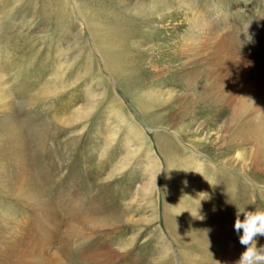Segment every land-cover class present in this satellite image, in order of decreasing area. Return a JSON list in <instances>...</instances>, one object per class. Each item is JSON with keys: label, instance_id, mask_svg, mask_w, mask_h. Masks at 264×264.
<instances>
[{"label": "rangeland", "instance_id": "374dc122", "mask_svg": "<svg viewBox=\"0 0 264 264\" xmlns=\"http://www.w3.org/2000/svg\"><path fill=\"white\" fill-rule=\"evenodd\" d=\"M203 27L219 28L244 53L237 57L240 83L235 97L214 85L212 64L202 55L188 60L186 50L179 49L187 42L198 47ZM211 54L221 55L215 49L205 52ZM5 86L10 94L6 97L0 90V264H28V257L32 261L37 254L4 249L6 241L13 243L10 236L15 238L18 222L31 221L37 232L39 223L49 230V221L42 220L37 208L18 200L20 189L47 193L62 223L72 219V225L88 232L68 233L73 240L80 236L77 242L82 243L67 250L60 241L69 232L63 226L55 233L54 250L42 254L43 264H86L83 255L102 240L122 253L105 264H163L157 226L171 239L164 229L162 190L157 193L159 221L146 226V205L138 200L145 164L134 157L133 144L127 145L129 121L147 129L162 163L155 137L161 126L179 135L182 156L197 145L214 164L211 168L228 166L232 175L250 172L256 207L264 209V108L251 110L249 105L248 111L245 103L253 96L264 98V0H0V89ZM115 93L127 115L124 122L116 116L119 108L109 102ZM241 156L249 159L243 163ZM163 164L156 176L159 186L167 182ZM211 168L207 177L216 172ZM221 171L215 175L216 185L226 184V190L218 194L216 185L209 189L202 176L196 180V202L187 196V205L197 203L212 217L230 206L217 204L223 202L220 194H230L234 180ZM207 200L217 205L210 209ZM239 200L245 208L242 195ZM77 203L83 216L72 218ZM224 218L234 224V216ZM100 222L107 226L101 228ZM110 226L114 230L105 233ZM128 239L133 240L130 249L122 250L118 241ZM257 242L264 245V237ZM172 251L175 264H181L175 245Z\"/></svg>", "mask_w": 264, "mask_h": 264}, {"label": "bare ground", "instance_id": "6f19581e", "mask_svg": "<svg viewBox=\"0 0 264 264\" xmlns=\"http://www.w3.org/2000/svg\"><path fill=\"white\" fill-rule=\"evenodd\" d=\"M257 23L261 26V24L263 23L261 22V17L257 20ZM253 24L252 26L256 27ZM258 27H256L255 30H257ZM217 29L215 30L214 28H204L203 27V29L199 30L200 35L196 38V40L198 41L201 40L198 43L199 44L198 47L194 48L193 46L188 45V42H187L184 44V46L179 47V49L182 48L180 49V51L186 50L184 54L187 55L188 60H190L189 58L191 56L200 58L199 56L202 55V58H205L208 62L212 64L213 68L211 69V74L215 75V80L217 81V82L215 81L216 83L214 85L217 84V86L222 90V92L227 93L230 96H234L236 94L238 84L240 83V78H237L239 74V68H238L239 66L237 63L238 61L237 57L243 58L244 53L241 52L239 48H235L231 44H229V42L227 41L228 39L225 40L222 37V35L224 34L220 35ZM209 49H215L221 55L218 56L216 54H211L210 56H205V52ZM8 89L9 87L7 86L0 89L1 93L6 97H8V95L10 94ZM168 93L171 96L175 94L174 91H170ZM249 100L245 102L247 104V107H246L247 109L249 105L252 108L251 110H254L256 108L258 109L262 106L264 108V98L261 97V99H257L255 98V96H253ZM110 101H112L114 105L113 109L117 110L119 108L118 110H120V111H117L116 116L121 117V120H120L121 122L126 121L127 115L124 113V111H122L123 103L121 101V98L118 97L115 93V94H112L109 102ZM115 104H116V107H115ZM243 106L241 104L240 108ZM249 113L250 112H248V114ZM128 126H129L128 134L130 135L131 140L129 139L130 142L128 141L127 145L131 146L133 144L132 150L135 153L134 157L135 158L137 157L139 161L145 164L144 165L145 169H144L143 174H144V180L146 179V181L143 180V182H141L140 184L141 196H139L140 199L138 198V200H140L141 204L146 205V209L142 211L143 212L142 220L146 226L155 224L159 221V212H158L159 198H158L157 193L162 190L163 205L165 206L164 207L165 212L163 214L164 229L166 230L168 237L171 239V241H168L169 239L166 240L165 233L161 231V225L157 226L158 230L161 232V237H162L161 238L162 243H159L161 244L160 251H159L160 262L163 264H169V263L175 264V261H174L175 251L174 252L172 251V247L175 245L177 247L179 261L181 264H235V261L238 259L239 254H240L239 242H238V238H235L237 237V234L233 230L234 224L229 220L226 221L227 219L225 220L224 216L229 215V216L236 217L237 208H241L242 206L239 200V198H241V195H242V198L244 197V200L246 201V204H247L245 208L249 207V210H251V207L257 206L256 204L258 203L257 202L258 200L256 199V195L254 191L251 190L248 184V182H251V185L255 183L254 179H252L251 177V173L243 171L242 174L239 173V174L232 175L230 174L231 172H227L228 170H226L228 166L227 168H224V167L223 168H211L214 166V164L211 163L212 161L210 160L208 155H205L204 153L200 151L197 145L196 147L194 146L190 148L188 152H186V153H189L187 154V156H182L183 150L182 148H180L181 146L177 142L179 139V135H175V133H172L170 128L167 129L166 127L161 126L160 128H157L155 130L156 132L155 137L159 145V150L165 160L164 162L166 164V170H167V175H166L167 182H163L161 186H159L158 177L156 176H158V174L160 175V173L162 172L164 162L162 163L159 160V158L155 156V153L152 150L150 142L148 138L146 137L147 129L141 128V125L135 124L132 121H129ZM169 133H171L173 137H171ZM249 135L250 137H252L251 134ZM174 138L175 139L177 138V140H174ZM136 142H138L137 145H136ZM199 156L203 157V159H200ZM252 156L253 155L251 154L250 157ZM248 159L244 156H241V161L243 163L246 162ZM209 163L213 165L210 166ZM254 163L255 161L253 160V164ZM248 164L249 163H247V165ZM209 168H211L212 171H216V172L209 173L211 175L210 176L208 175L207 177L206 172H208ZM218 170H222L223 172L222 171L221 172L223 174H226L229 176L232 175L230 177H233L232 179L234 180L231 181L233 183V187H229L230 189H228L230 190V194H227V195L220 194V197L223 198V202L217 203L219 205L222 204V206H225V204L230 205V206H227L223 211L220 210L222 209V207L221 208L219 207L220 209L217 210L216 213H214L212 217L211 215H208L211 213L209 212L210 210L206 209L204 212L201 211L198 208L197 203L187 205L188 203L185 200V198H188L189 196H191L193 202H196V199L198 197L196 193L197 192L196 180L200 179L202 176L203 177L206 176L207 178L205 180V183H207L208 188L211 189L213 185H216L217 178H215V175L220 173V172L219 173L217 172ZM242 170H246V169L243 167ZM155 177H156V181L154 182ZM216 187H217L216 190H218L217 193L218 192L220 193V191L223 192L226 190V184L222 185L221 183L219 185H216ZM19 192H22V195L18 197V200L22 203L23 206L30 207V209L37 208L36 210H38V214H41V216L44 217L42 220L43 221L45 220L47 222L49 221V223H46L49 230L44 229L45 224H44V228L41 227L40 223L37 224L38 226L36 227L41 228V231L39 229V232L34 231L32 227L29 225L31 224V221L30 222L28 221L27 225L25 224L21 225L20 222H18L17 227H19V230L14 232L15 238L13 235L10 236V239H13V243L12 242L7 243L6 241V245L4 246V249L8 250L9 252L25 250L27 252L25 253L26 255L30 254L32 250L34 252H37V254L34 255L35 257L32 259V261H29L30 260L29 257L27 259V257L25 258L24 257L25 255H23V257L27 259L28 262H30L28 264H43L44 255L42 254H45V255L47 253L50 254L52 250H54L53 248L56 246V243L58 240V238H56L57 235L55 233L59 232L63 226H66L65 228L69 230V232H67L66 234L69 233L71 236H76V234H81V233L88 234V232L85 233L86 231L84 232V230L79 228L78 226L72 225L71 224L72 219L70 221H67V223L65 224L62 223L60 212L57 211V207L55 206L54 201L50 200L47 193L40 192L39 190H36V189H33V190L32 189H27V190L20 189ZM154 192L157 195L156 199H154L155 197ZM210 193L212 195H215L216 192H210ZM68 200H69V203L71 204L74 203L73 197L71 196L70 198L68 197ZM253 200L255 201V205L251 204V201ZM207 203L209 204V207L210 205L213 204V203H209L208 200H207ZM217 204H213V205H217ZM75 207H76L75 209L76 213L74 212V210L70 212L72 213L71 215L72 218H75V217L78 218V217L83 216L82 215L83 211L81 212L80 209H77V208H82V205L80 203H77ZM210 209H212V206L210 207ZM146 211L151 212V214H147ZM53 218L59 219V221L58 222L52 221ZM100 224L101 226L100 225L99 226L101 228H103L104 226H107L101 222ZM70 225L73 227H71ZM111 226L110 228L113 227ZM69 228H71L72 231H70ZM92 228L94 229V226ZM84 229L86 228L84 227ZM111 230H114V229L113 228L109 229L105 233H109L111 232ZM230 230H233V232H231ZM71 232H74V233L72 234ZM91 233L94 234V232H91ZM69 234L68 236L64 235L63 238L60 240L62 243V246H65L67 250L69 249L70 245L72 246L73 244L75 245L78 239H80V236H78L76 240H73L69 236ZM231 234H234L236 236H233ZM16 238L18 239L16 240ZM89 239L90 237L85 241V244L86 242L89 241ZM101 239L102 238H100V240ZM128 240L118 241L119 244L121 243L120 247L122 250L130 249V246L133 240L132 239L131 240L128 239ZM102 242L100 241V242L95 243L94 248L89 252V254L87 253V255H83L84 257H82V259L86 264H105V262L108 259H110V256L119 254V251H116L114 248H111V249L109 248L111 247L109 246V243H106L104 240H102ZM77 243L81 244L82 242H77ZM187 243H190V244L193 243L192 245H190V249H187V246H186ZM75 247L77 246L75 245ZM103 249H106V250H103ZM17 254L15 253V255ZM44 258L46 259V257ZM53 258H56V257H53ZM108 261L110 262V260Z\"/></svg>", "mask_w": 264, "mask_h": 264}, {"label": "clouds", "instance_id": "9594fccd", "mask_svg": "<svg viewBox=\"0 0 264 264\" xmlns=\"http://www.w3.org/2000/svg\"><path fill=\"white\" fill-rule=\"evenodd\" d=\"M251 204L255 205V201ZM233 230L242 247L235 264H264V245L257 242L258 237H264V209L237 208Z\"/></svg>", "mask_w": 264, "mask_h": 264}]
</instances>
